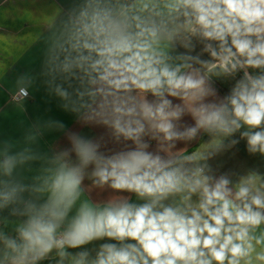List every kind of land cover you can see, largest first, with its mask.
<instances>
[{
	"label": "clouds",
	"instance_id": "1",
	"mask_svg": "<svg viewBox=\"0 0 264 264\" xmlns=\"http://www.w3.org/2000/svg\"><path fill=\"white\" fill-rule=\"evenodd\" d=\"M32 43L9 102L81 131L0 125V264H264V172L213 163L264 159V0H51Z\"/></svg>",
	"mask_w": 264,
	"mask_h": 264
},
{
	"label": "crops",
	"instance_id": "2",
	"mask_svg": "<svg viewBox=\"0 0 264 264\" xmlns=\"http://www.w3.org/2000/svg\"><path fill=\"white\" fill-rule=\"evenodd\" d=\"M50 2L51 0H36L35 3L31 0H0V70L4 66L6 68V75L0 80V125L21 140L28 126L37 117L63 120L72 131H81L75 118L60 110L58 101L49 98L43 88L33 93L24 112L9 102V89L14 86L17 75L26 71H39L41 48L32 41L43 30L44 15L50 10ZM220 89L222 94L227 91L224 86H220ZM83 131L89 135H99L104 130L84 128ZM54 139L47 137L45 146ZM55 146L67 147V140L61 136ZM213 163H222L224 167L221 171L234 169L243 174L250 168H259L264 172V159L258 155L249 156L243 141Z\"/></svg>",
	"mask_w": 264,
	"mask_h": 264
}]
</instances>
